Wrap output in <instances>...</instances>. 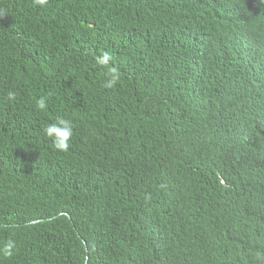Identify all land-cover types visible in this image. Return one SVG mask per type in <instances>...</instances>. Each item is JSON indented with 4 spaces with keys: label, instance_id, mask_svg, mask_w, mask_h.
Instances as JSON below:
<instances>
[{
    "label": "trees",
    "instance_id": "1",
    "mask_svg": "<svg viewBox=\"0 0 264 264\" xmlns=\"http://www.w3.org/2000/svg\"><path fill=\"white\" fill-rule=\"evenodd\" d=\"M10 239L0 264H264V0H0Z\"/></svg>",
    "mask_w": 264,
    "mask_h": 264
},
{
    "label": "clouds",
    "instance_id": "2",
    "mask_svg": "<svg viewBox=\"0 0 264 264\" xmlns=\"http://www.w3.org/2000/svg\"><path fill=\"white\" fill-rule=\"evenodd\" d=\"M34 3L40 6L47 4V0H34ZM111 55L108 52H103L96 56V63L102 67H108ZM107 75L109 79L105 83V87H112L120 79L119 72L115 67H108ZM14 93L10 92L9 96L14 97ZM35 106L39 110H46L47 98L41 96L35 102ZM44 135L52 140V145L59 151H67L69 148V141L73 136V127L69 120L60 119L56 123L49 124L43 129ZM15 248V242L8 240L2 248L0 254L4 257H11Z\"/></svg>",
    "mask_w": 264,
    "mask_h": 264
}]
</instances>
